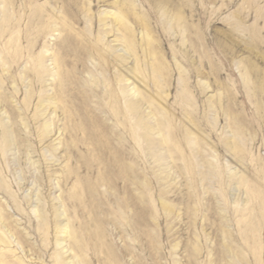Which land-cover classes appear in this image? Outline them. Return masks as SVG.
I'll use <instances>...</instances> for the list:
<instances>
[{"label":"rangeland","instance_id":"rangeland-1","mask_svg":"<svg viewBox=\"0 0 264 264\" xmlns=\"http://www.w3.org/2000/svg\"><path fill=\"white\" fill-rule=\"evenodd\" d=\"M0 264H264V0H0Z\"/></svg>","mask_w":264,"mask_h":264},{"label":"bare ground","instance_id":"bare-ground-1","mask_svg":"<svg viewBox=\"0 0 264 264\" xmlns=\"http://www.w3.org/2000/svg\"><path fill=\"white\" fill-rule=\"evenodd\" d=\"M161 130V129H160Z\"/></svg>","mask_w":264,"mask_h":264}]
</instances>
